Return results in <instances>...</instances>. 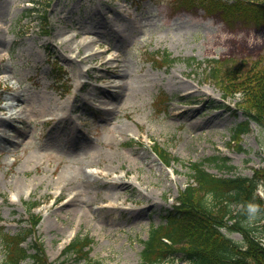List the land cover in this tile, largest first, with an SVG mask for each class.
I'll return each instance as SVG.
<instances>
[{"label": "rangeland", "instance_id": "374dc122", "mask_svg": "<svg viewBox=\"0 0 264 264\" xmlns=\"http://www.w3.org/2000/svg\"><path fill=\"white\" fill-rule=\"evenodd\" d=\"M174 1L0 0V107L9 106L11 86L20 96L18 102L11 100L10 106L15 109H20L18 103L22 101L29 102L27 108L32 104L35 109L42 105L50 110L74 107L70 125L99 147L102 155L86 166L87 171L97 173L107 165L119 167L121 159H125V166L112 174L123 176L127 164L136 161L132 173L140 182L130 189H119L118 207L108 211L98 209L103 198L110 197L104 183L107 181L101 177L96 178L98 186L86 190L70 205L65 204L71 195L68 192L79 190L81 178L67 184L62 198L56 200L60 171L69 165H84L91 156L69 155L71 135L65 128L56 130L59 118L47 124L31 113L16 118L12 121L14 128L6 135L10 143L0 138V264H5L4 237L28 227L24 201L38 205L35 211L42 219L36 235L51 261L62 260L63 249L77 235H89L94 239L91 264H139L143 242L151 229L164 223L166 210L192 182L190 164L213 156L229 157L237 167L234 172L218 169L215 163L205 164L218 176H251L254 168L264 165V126L252 122L250 132L240 142L241 149L230 145L233 130L246 119L237 106L239 98L224 101L220 89L207 81L197 65L211 58H262L264 26L228 25L219 14L207 15L201 8L180 10ZM32 8H38L40 14L31 13ZM45 13L47 24L41 21ZM65 37L76 38L69 48L62 44ZM83 37L95 43L82 49L80 56L85 52L99 54L104 49L109 53L87 63L79 57L71 60L78 52L71 48ZM158 50L172 54L174 64L162 67L154 63L152 54ZM49 54L68 73L69 94L60 93L55 85ZM116 55L121 64L129 67L125 90L116 106H104L98 93L94 94L98 95L95 101L77 99L75 96H91V86L115 90L111 82L98 76L103 73L102 61ZM189 60H194V65ZM86 67L89 71L83 73ZM107 75L118 80L113 73ZM158 96L168 99H163L159 107ZM8 114L9 111H0V119ZM63 124L68 125V119ZM154 144L178 158L170 164L173 174L153 153ZM110 155L117 156L114 162H110ZM259 189L264 199V185ZM88 208L90 213L86 212ZM246 222L264 242V221L255 216ZM224 233L245 243L241 233ZM33 238L25 243L26 247ZM182 257L177 254L161 264H188ZM68 262L76 264L73 259ZM80 264L89 263L83 260Z\"/></svg>", "mask_w": 264, "mask_h": 264}, {"label": "trees", "instance_id": "16d2710c", "mask_svg": "<svg viewBox=\"0 0 264 264\" xmlns=\"http://www.w3.org/2000/svg\"><path fill=\"white\" fill-rule=\"evenodd\" d=\"M177 4L187 9L203 6L209 14L220 13L228 24L264 26V0H177ZM171 62L168 56L157 61ZM208 62V76L224 96L241 97L239 108L247 120L234 131L233 142H238V146L242 135L249 132L251 121L264 126V58L253 62ZM160 157L167 163L171 161L164 150ZM208 161L229 172L236 168L227 157L216 156ZM191 170L195 184H189L180 193L179 204L166 211L163 224L152 229L144 243L142 264H161L179 253L188 264H264V244L252 234L246 222L254 215L264 220V201L256 192L259 184H264V166L254 169L251 177H219L198 163L192 164ZM37 223L38 219L34 220L32 227ZM222 229L241 233L245 246L225 235ZM31 230L6 236V263L21 264L31 257L33 264H65L64 261L51 263L40 242L33 243V254H28L21 244L31 235ZM92 243L91 238L78 236L63 255L66 259L74 257L77 264L82 260L91 263Z\"/></svg>", "mask_w": 264, "mask_h": 264}, {"label": "bare ground", "instance_id": "6f19581e", "mask_svg": "<svg viewBox=\"0 0 264 264\" xmlns=\"http://www.w3.org/2000/svg\"><path fill=\"white\" fill-rule=\"evenodd\" d=\"M3 4H0V13L1 8ZM3 12V11H2ZM96 32V30L94 31ZM101 31L98 30L97 34H100ZM75 37H65L62 39V44H65L67 48H69L72 41H75ZM95 43V40H88L87 38L83 37L79 44L77 46L71 48V51H76L77 56L80 55L81 50L84 48H89L92 46V44ZM109 53V49L102 50L99 54L97 53H90L86 54V52L79 58L81 62L87 63L89 61H92L96 58H102L105 54ZM64 56V55H63ZM71 56V55H70ZM3 54L0 49V59H2ZM66 57V56H65ZM72 57V56H71ZM101 70L103 73L98 76L100 79L105 80L107 82H113V87L115 90L107 92L106 88H100V86H91L89 87V93L90 94H99L100 97L104 99L101 103L105 105H111L113 106L115 102L120 97L122 90L125 87L124 79L128 75L129 67L126 65L120 63L119 55L111 56L110 58L103 60L101 63ZM107 73H113L114 76L118 78L112 79L107 75ZM179 83V82H178ZM181 84V83H179ZM182 85V84H181ZM98 95H89L85 97H76L79 100L83 101H95L98 99ZM7 99H11L14 101H19V91L15 88L14 91L7 97ZM20 105V109H15V107L10 106H4L0 109L3 110V112L9 111V114L7 117L0 119V138L3 137L4 141L6 143H10V140L8 137H6L7 133L10 131V128H14V124L12 123L13 120H16V118H23L24 116H27L28 113H31L34 115L35 118L45 121L46 116H57L60 117L61 123H58L55 128L56 130L65 128V131L71 135L70 141L71 145L68 147L67 152H69V155L72 156H82V155H88L91 156V159L87 161V163L84 162V165L81 166H66L64 169L60 171V173L57 175V184L55 185V188L59 190V193L56 195V198H61L62 190L67 186V184H70L72 181L77 179H83L81 181L82 185L80 186L79 190L77 192L72 193L71 190H69L68 194H71L65 204L70 205L74 199H78L86 190L88 189H94L96 185L98 186V180H96L97 177L103 178L105 181V184L108 186L106 187L110 191L108 194L110 195L109 198L104 197L103 201H101V205L98 207V209L101 210H112L117 206L116 202L120 198L119 195V189H130V187L133 186V182L131 180H126L128 175H130L133 172L132 164H138L136 161L133 163H128L127 166L124 168V174L123 176H117L112 177L113 173H116L118 171V168L121 169L125 166V159H121L119 163V167L113 166V165H107L103 170L98 171L97 173L88 172L86 166H91L94 164V159L96 157H102L99 147L94 145L91 141H89L86 137L80 136L77 132H75V127L70 125V115L71 112L74 110V107H69L66 109L67 106H64V108L61 106L58 109L50 110L45 107V105H42V107L34 108L31 104L29 106V102L22 101V103H18ZM44 104V103H43ZM116 106V105H114ZM106 108V107H104ZM108 111H111L112 108H106ZM68 119V125L63 124L64 121ZM61 126V127H60ZM21 134L23 132H20ZM122 134V130L120 131ZM5 136V137H4ZM23 144V142L21 143ZM87 150V151H86ZM124 154V153H121ZM117 158L116 155H110L109 160L110 162H114V160ZM103 160L105 161V157H103ZM110 166V167H109ZM134 179H138V176L135 175ZM50 189V188H49ZM139 194H142L140 191H138ZM107 196V195H106ZM89 207V206H88ZM70 210V209H68ZM86 212L90 213V208L86 210ZM245 246V245H244Z\"/></svg>", "mask_w": 264, "mask_h": 264}]
</instances>
